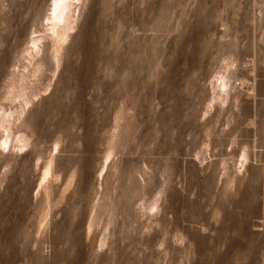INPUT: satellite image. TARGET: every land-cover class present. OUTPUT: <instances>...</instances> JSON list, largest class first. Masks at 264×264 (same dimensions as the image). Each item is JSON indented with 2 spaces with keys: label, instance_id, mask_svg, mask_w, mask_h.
<instances>
[{
  "label": "rangeland",
  "instance_id": "1",
  "mask_svg": "<svg viewBox=\"0 0 264 264\" xmlns=\"http://www.w3.org/2000/svg\"><path fill=\"white\" fill-rule=\"evenodd\" d=\"M51 3L0 0V264H264V0H79L56 71Z\"/></svg>",
  "mask_w": 264,
  "mask_h": 264
},
{
  "label": "bare ground",
  "instance_id": "2",
  "mask_svg": "<svg viewBox=\"0 0 264 264\" xmlns=\"http://www.w3.org/2000/svg\"><path fill=\"white\" fill-rule=\"evenodd\" d=\"M73 4L74 3L72 2V0H52L51 3V10L49 12L50 15L47 19V25H46L47 29H45L46 30L45 34L42 36L48 39L49 43L51 44L52 54H51L50 62L53 65L52 67L55 68L54 71L58 69V61H59L58 58L60 56V52L67 43L70 33L75 28L73 26V23L75 21H72V15H71L73 10ZM42 39L43 38L41 37L40 38L32 37L30 39V47H31L30 49L34 52L36 56L39 55V53L41 52V46L44 45L42 44ZM50 65H48L45 68V70L41 71V73L49 72L51 70ZM41 73L39 72V74ZM222 87L225 88L224 83H222ZM22 88L23 86L19 84L20 92L18 95H16L15 99L18 102L21 101L26 107L28 103L22 91ZM22 113H23V109H21V106L18 107V110L17 109L12 110V108L9 109H5L3 107L0 108V148H6L10 144V140L12 136V128H13L12 123L15 121L16 117L17 118L21 117ZM25 143H26V138L23 137L19 139L20 146H24ZM50 171H51L50 166L44 169L41 177L42 183L45 182L50 177L51 175Z\"/></svg>",
  "mask_w": 264,
  "mask_h": 264
},
{
  "label": "snow or ice",
  "instance_id": "3",
  "mask_svg": "<svg viewBox=\"0 0 264 264\" xmlns=\"http://www.w3.org/2000/svg\"><path fill=\"white\" fill-rule=\"evenodd\" d=\"M73 3H79V0H72ZM241 159L243 160V156L241 157ZM153 211H155V208H153Z\"/></svg>",
  "mask_w": 264,
  "mask_h": 264
}]
</instances>
